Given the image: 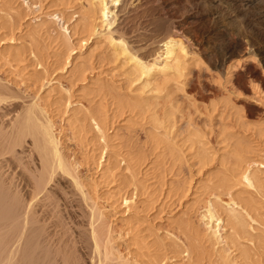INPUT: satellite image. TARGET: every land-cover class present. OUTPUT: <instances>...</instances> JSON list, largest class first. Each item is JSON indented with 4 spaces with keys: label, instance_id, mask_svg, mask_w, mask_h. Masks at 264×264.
I'll return each instance as SVG.
<instances>
[{
    "label": "rangeland",
    "instance_id": "obj_1",
    "mask_svg": "<svg viewBox=\"0 0 264 264\" xmlns=\"http://www.w3.org/2000/svg\"><path fill=\"white\" fill-rule=\"evenodd\" d=\"M62 1L0 0V77L16 82L23 96L36 86L39 87L42 102L54 115V133L61 136L65 156L71 163H81L80 167L77 166L78 170L76 168L78 175L92 185L90 186L93 193L96 192L99 206L102 210L104 208V225H111L108 227L112 228V233L116 236L125 228L123 233L127 235L128 241L130 236L141 231L140 235H148L149 241L167 237L162 242L170 243L171 239L180 242L179 238L176 239V228L172 227L174 221L189 217L208 236V243L205 245L210 247L213 244L211 251L215 248L214 252L218 257L214 253V260L225 258L229 264H243L246 260L242 254L240 257L239 250H242V246L250 248V244L253 248L250 252H254L252 259L255 260V256L259 254L258 263L264 264V243L260 244V239L264 238L260 237L264 236V223H259L264 222L261 219L264 217V197L252 193L259 198V205L263 203L262 207L260 205L261 220L256 217L255 221L250 222L249 219V224L254 228L252 230L251 226L246 227L252 236L255 235L251 236L252 242L244 240L245 238L239 239L244 240V243L239 241L242 246L232 243L235 246L229 248L231 246L225 240V235L229 232L225 226L226 215H245L244 218H247L246 211L231 200V194L204 188L205 178L222 169L219 165L221 145L217 143L221 128L229 135L249 139L253 145L258 143L251 125L244 131L238 126L232 113L234 109L225 107L219 101L227 97L230 105L241 110L242 120L246 124L264 120V23L253 26L227 24L223 16L219 18L221 9L210 3V0H171L174 3L171 7L170 0H131L130 7L133 9H145L144 13L136 10L133 24L130 23L133 26L131 30L135 29V33L146 41L136 43L134 36L124 30L117 20L110 27L119 28L113 32V39L124 35L127 52L136 51L149 61L160 53L162 40L167 35L177 38L183 49L180 60L186 67L178 83L169 81L168 88L156 91L154 83L161 82V74L149 78H133L130 75L132 63H124L121 54L113 57V48L106 35L91 36L84 40V34L80 33L78 26L75 27L83 17L82 12L87 9L84 0L69 4ZM139 2H142L144 9L136 4ZM106 29L107 27L98 32H105ZM35 30L41 44L45 45L42 47L44 53L40 51V56L37 57L26 53L22 56L23 60L21 58L17 62H7L8 58L5 60V57H9V52L23 45L27 46ZM67 55L68 58L62 64ZM75 63L85 65L86 69L82 74L77 73ZM37 71L40 72L39 75L45 76L44 86L40 87L37 82H33ZM130 78L133 79L132 82H129ZM24 84L29 85L27 92H23ZM113 94L137 98L143 95L150 104V110L140 114L117 109ZM211 103H216L215 110ZM98 106L105 110L110 108L115 114L111 124L104 126V132L98 131L94 124L92 129L83 124V115ZM170 110L174 111L171 121L174 140L180 143L184 139L186 128L201 132L204 147L212 157L208 164L201 166L197 158L189 156L176 162L169 157L159 161L161 158L156 156L157 151L152 149L153 146L147 139L152 131L150 116L155 113L162 117ZM71 130L75 133L72 134ZM77 133H81V136ZM99 145L102 149V158L99 159L102 165L96 169L92 164V155L98 154ZM137 149L143 150L145 159H137ZM253 165L251 162L250 166ZM101 167L102 170H107L108 177L105 180L99 178ZM6 169L8 172L11 170ZM130 176H134L132 179L138 184L136 189L127 182L131 180ZM261 176L264 177L263 172ZM94 183L97 186H93ZM179 184L183 190L175 191ZM234 190L247 196L243 187L239 186ZM210 214L213 216L210 217ZM115 240L126 257L137 253L135 245L129 246L131 251L124 248L122 240ZM180 255L175 256L171 264H192V259H188L185 254L182 257ZM258 259L255 260L256 264Z\"/></svg>",
    "mask_w": 264,
    "mask_h": 264
},
{
    "label": "bare ground",
    "instance_id": "obj_2",
    "mask_svg": "<svg viewBox=\"0 0 264 264\" xmlns=\"http://www.w3.org/2000/svg\"><path fill=\"white\" fill-rule=\"evenodd\" d=\"M63 1V3L68 2L69 4V2L76 0ZM84 1L87 3V9L82 12L83 17L75 24V27H79L80 33L84 34V40L91 36L106 35L113 48V57L121 54L124 63H132L130 75L133 78L138 79L142 76L149 78L161 74V82L154 83L156 91L168 88L169 81H172L173 84L178 83V79L183 75L186 66L185 64L182 65L180 60L183 49L177 38L167 35L162 40V50L151 61L137 54L136 51L128 53L124 35L121 34L113 39V32L119 28L116 26L115 29H110V27L117 20L120 25L122 24L124 30H128V33L134 36L136 43L137 41L138 43L144 41L145 38L135 33V29L134 31L131 30L133 26H130L132 19L135 18L133 15L138 8L130 7L131 0H96V3L94 0ZM165 2L167 1L165 0ZM143 3L145 4V1ZM210 3L221 9H219L221 11L218 14L219 18L223 16L227 24L238 23L239 25L253 26L264 23V0H210ZM136 4L142 6V2ZM169 4L171 7L174 3L170 0ZM144 7L146 8V6ZM80 8H82L81 4ZM144 10H142L143 13ZM139 11L140 9H138ZM106 27L105 32L99 33L101 29ZM157 28L160 31L159 27ZM95 33L98 34L95 35ZM37 35L38 32L33 31L28 45H23V47H18L15 50L12 49L13 51L9 52V57H5V60L8 58L7 62L11 60L17 62L21 58L23 60V54L26 53L35 57L40 56L39 52H43L42 47L44 48L45 45L41 44ZM60 57L62 58V52ZM67 58L68 55L62 64ZM12 61L10 63H13ZM84 66L74 64L77 73L80 74L86 69ZM39 73L36 72L33 82H37L41 87L46 83L43 82L45 76H41ZM132 80L130 78L129 82ZM28 86L25 85L23 92L29 90V88L27 89ZM105 89L104 91H106ZM113 95L117 109L140 114L150 110V104L143 95L138 98L132 95ZM226 98H219V103L225 107L228 106L230 109L233 108L234 112L232 111V113L236 117L238 126L245 131L248 130V125H251L252 132L258 139H256L257 145H253L249 139L229 135L224 128H221L217 135L219 138L217 143L221 145L219 147L221 151L219 165L222 169L205 178L204 188L217 189L224 194H231V200L240 205L248 216V219L245 217L246 220L245 215H226L225 226L229 232L226 233L225 240L231 246L229 248H232L235 246H232L233 244L239 243L241 245L244 240H251L252 235L250 230L249 232L247 230V226H251L248 220L251 219L250 222H252L255 221L256 217L259 219L262 217L260 205L263 203L259 205V198L252 193L255 192V194L264 197V177L261 176V173H264V120L246 124L242 120L241 110L230 105ZM211 104L215 110L216 103ZM110 111L111 113L108 114ZM173 114L174 111L170 110L162 117L155 113L150 116L152 131L148 132L147 139L149 138L151 146H153L150 148L157 151V154L154 151L152 154L154 153V156L156 154L158 158H161L159 161L169 157L173 162H176V160L180 161L183 157L189 156L197 158L201 166L208 164L212 157L204 147L205 142L201 132L186 128L184 139L180 143L174 140L171 131ZM114 115L112 109L105 110L98 106L83 115L82 118L85 121L83 124L90 129L94 124L98 131L104 132V126L111 124ZM53 118L52 111L42 102L38 86L23 96L16 82L0 77V264H171L172 259L180 254H185L188 259H192V264L193 262H195L194 264H229V261L227 262L222 256L224 259L220 261L212 258L216 252L215 248V252L214 250L211 251L214 247H212L213 244L211 243L210 247L205 245L208 236L189 217L178 218L174 221V226L172 225L173 229L176 228L177 230L178 237L176 239L179 238L180 242L171 239L170 243H166L162 242L163 238H160L161 240L154 238L153 241H149L147 240L148 235H140L141 231L136 235L132 234L135 236H130L128 241L127 235L125 236V232L123 233L125 228L121 230L122 233L117 236L114 235L112 228H110L111 225H104V208L102 210L99 206L98 197H96V192L93 193L92 185L90 184V186L84 181L76 171L77 166L80 167L81 163H71L65 156L61 136L54 133ZM79 127L82 128L83 126ZM89 128L86 127V129ZM71 129L75 131L74 128ZM74 131L71 133L74 134ZM77 134L81 136V133ZM98 149V154L92 155V164L96 169L102 165L99 161L102 158L100 145ZM137 150L135 156L137 159L143 160L145 157L143 150ZM252 156L255 158L253 159ZM132 158L134 159V156ZM251 162L254 164L253 167L250 166ZM6 168H11V170L8 172ZM106 172L107 170L103 169L99 173L101 180L108 177ZM132 177L134 178V176ZM132 177L130 176L131 180L128 179L127 182L136 189L138 184ZM93 186L97 185L94 183ZM239 186L246 190L247 196L234 190ZM176 189H181V185H177L175 191ZM208 211L211 212L210 209ZM212 216L210 214V217ZM261 219L264 220V217ZM259 223L263 225L264 222L259 221ZM169 237L168 239L171 238ZM260 237L255 238L260 239ZM243 238H245L243 241L239 240ZM115 239L122 240L125 249L135 245L138 250L135 254L137 256L126 257L119 250V243ZM261 239L260 244H263L264 238ZM257 241L259 242V240ZM248 245L250 248L241 245L243 248L242 250L240 248L241 253L239 252V255L242 254L246 260L245 262L242 260L243 264H256L255 260L260 257L257 258L260 250L258 248V255L255 256L256 259L254 260L252 259L254 252H250V249L253 248L250 244ZM248 245L246 243V246ZM262 253L264 254V250ZM262 257L264 258V255ZM191 262L189 261V263ZM258 262H260L259 259Z\"/></svg>",
    "mask_w": 264,
    "mask_h": 264
}]
</instances>
